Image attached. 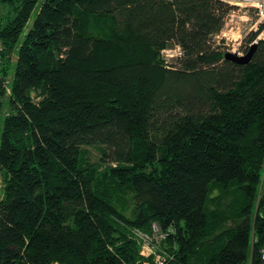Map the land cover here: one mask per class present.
<instances>
[{"label": "trees", "instance_id": "obj_1", "mask_svg": "<svg viewBox=\"0 0 264 264\" xmlns=\"http://www.w3.org/2000/svg\"><path fill=\"white\" fill-rule=\"evenodd\" d=\"M0 6V98L18 53L0 114V264H144L132 234L155 226L164 264L259 263L264 24L240 65L216 40L233 9L222 0Z\"/></svg>", "mask_w": 264, "mask_h": 264}, {"label": "rangeland", "instance_id": "obj_2", "mask_svg": "<svg viewBox=\"0 0 264 264\" xmlns=\"http://www.w3.org/2000/svg\"><path fill=\"white\" fill-rule=\"evenodd\" d=\"M39 10L40 8L38 9V11L36 10V12L33 14L30 24H32V22L34 21V17L37 14V12H39ZM6 12H8V9L0 6V17L5 18ZM257 20L258 19L254 12H245V10H241V12L230 13V15L225 20L226 22L225 27L221 32L220 37L217 39L218 45H223L226 51L228 50L229 52L234 53V50L239 49L240 50L239 52L242 53L244 50L243 47H245L246 45L245 44L246 38L251 33L255 31L257 32L256 28L259 29L261 22L259 21L260 24L257 26L256 25L258 22ZM263 38H264V34L260 37V39ZM22 40L23 39L21 38V42ZM180 54H181V49L179 46L176 47L170 46L163 53V58H165L167 62L174 64L177 58L180 56ZM6 60H9V63L5 64L6 69L9 70V73L6 79L3 81L4 83L2 85V87H5L4 89L6 92L0 98V114L3 115L4 117L9 116L11 113L8 102L11 93L10 85L15 77L14 64L18 60V53L14 51L11 52L10 55L7 56ZM0 67H3V63L1 64V61H0ZM32 96L35 97L34 99L36 101L41 99L40 97H36L37 93H32ZM89 151L90 152L86 156L87 162L93 164L94 167H97V170L103 171V169H105L106 166L101 167L99 163H97L100 157L99 153L92 148L89 149ZM8 181H9V177L7 176V173L3 170L0 171V200H2L7 190ZM142 233L139 232L137 234H132V233L131 234L133 238H136L138 242V246L141 249L140 255L143 258V262H145L144 264H155V261H157L155 258L161 257L160 260L163 261L164 259H162V256L166 257L167 259L172 256L170 253L171 252L170 244L168 245L167 243V237L162 232L159 226H155L153 228V233L150 236H148V233L147 234H142Z\"/></svg>", "mask_w": 264, "mask_h": 264}, {"label": "built area", "instance_id": "obj_3", "mask_svg": "<svg viewBox=\"0 0 264 264\" xmlns=\"http://www.w3.org/2000/svg\"><path fill=\"white\" fill-rule=\"evenodd\" d=\"M223 2H225L227 5H231L232 6V12L233 13H237V12H241V10H245V12H254L256 14L257 17V26L263 25L264 24V0H222ZM231 12V13H232ZM260 21V22H259ZM256 30H258V28H256ZM240 35V34H239ZM263 34H261L258 38L260 39V37ZM240 39V38H239ZM238 40V39H237ZM254 45L251 44V47ZM240 50H234V53L239 55V56H243V54H245V50H243L242 53L239 52ZM260 192L261 194L264 195V168L261 174V180H260ZM259 255H260V260L258 264H264V246L263 248H261V250L259 251ZM156 262L155 264H164V260H160V258H156ZM249 264H253L252 259H250Z\"/></svg>", "mask_w": 264, "mask_h": 264}, {"label": "water", "instance_id": "obj_4", "mask_svg": "<svg viewBox=\"0 0 264 264\" xmlns=\"http://www.w3.org/2000/svg\"><path fill=\"white\" fill-rule=\"evenodd\" d=\"M256 47H257V43H254V45L250 48V50L243 57H240L239 55L234 54V53L232 54L227 53L225 54V59L231 62L233 61L240 65L247 64L252 59Z\"/></svg>", "mask_w": 264, "mask_h": 264}, {"label": "bare ground", "instance_id": "obj_5", "mask_svg": "<svg viewBox=\"0 0 264 264\" xmlns=\"http://www.w3.org/2000/svg\"><path fill=\"white\" fill-rule=\"evenodd\" d=\"M220 36L216 37V40L219 38ZM253 43H257V41H254ZM229 53H232V52H229Z\"/></svg>", "mask_w": 264, "mask_h": 264}]
</instances>
